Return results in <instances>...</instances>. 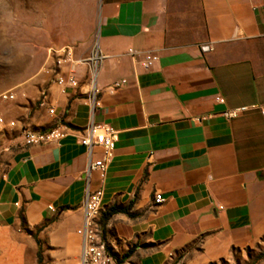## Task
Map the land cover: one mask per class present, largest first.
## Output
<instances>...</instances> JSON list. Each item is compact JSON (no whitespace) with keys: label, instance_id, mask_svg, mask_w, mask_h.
<instances>
[{"label":"crops","instance_id":"obj_1","mask_svg":"<svg viewBox=\"0 0 264 264\" xmlns=\"http://www.w3.org/2000/svg\"><path fill=\"white\" fill-rule=\"evenodd\" d=\"M97 42L96 102L81 68L75 88L38 73L18 87L25 98L0 105V117L16 122L0 129V264H39V252L43 264H77L89 163L78 139L91 124L119 132L105 180L92 181L104 192L97 221L118 264H175L188 250L201 264L259 245L264 0H100ZM148 53L159 57L150 71ZM44 90L46 108L38 107ZM242 107L236 119L223 114ZM57 123L71 130L59 145H24L22 128Z\"/></svg>","mask_w":264,"mask_h":264},{"label":"rangeland","instance_id":"obj_2","mask_svg":"<svg viewBox=\"0 0 264 264\" xmlns=\"http://www.w3.org/2000/svg\"><path fill=\"white\" fill-rule=\"evenodd\" d=\"M99 25L100 0H0V95L46 75L53 48L70 46L78 58L95 53ZM5 164L0 151V172ZM188 251L175 264H193ZM201 264H264V240Z\"/></svg>","mask_w":264,"mask_h":264},{"label":"built area","instance_id":"obj_3","mask_svg":"<svg viewBox=\"0 0 264 264\" xmlns=\"http://www.w3.org/2000/svg\"><path fill=\"white\" fill-rule=\"evenodd\" d=\"M97 51L87 58H78L75 56L70 46L53 48L50 50L51 65L45 68L44 72L51 75L52 82L58 87H77L78 82L76 74L81 68L87 70L89 81L93 84V91L88 98L90 103L96 102L95 96L98 90L95 87L98 71L103 63L104 56L100 52L99 45ZM203 53L212 50L209 45L201 46ZM134 57L136 54L130 51ZM159 62L157 54L148 53L144 56L142 67L150 71L156 67ZM126 84L125 80L113 83L107 88L110 93L116 92ZM25 98V94L18 89L9 90L0 95V102L16 101L18 97ZM216 100L223 103V99L218 97ZM38 107H47V90L40 93ZM247 111V108H237L224 112L227 119H236ZM51 115L55 114L52 107L48 108ZM16 122L6 121L0 117V129H13ZM70 128L57 123L47 130L32 131L28 128L21 129V137L26 147L44 144H60L69 134ZM119 140V132L107 124H91L80 135L78 143L83 146L89 156V163L84 172L86 182V194L82 205L83 224L77 230V235L82 239L81 255L77 264H118L117 260L107 251V246L102 238L101 228L98 224V217L103 210V189L101 187L93 188L92 181L94 175H97L100 182H103L107 175V170L111 164L116 145ZM100 152L101 157L93 159L94 154ZM156 203H163L165 199L161 194H156ZM51 209V207H50Z\"/></svg>","mask_w":264,"mask_h":264},{"label":"trees","instance_id":"obj_4","mask_svg":"<svg viewBox=\"0 0 264 264\" xmlns=\"http://www.w3.org/2000/svg\"><path fill=\"white\" fill-rule=\"evenodd\" d=\"M38 262H39V264H43L42 263V255H41V252L38 253Z\"/></svg>","mask_w":264,"mask_h":264}]
</instances>
